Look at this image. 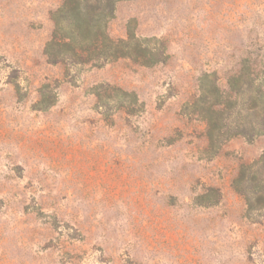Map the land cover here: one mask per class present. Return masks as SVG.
I'll list each match as a JSON object with an SVG mask.
<instances>
[{
    "label": "rangeland",
    "instance_id": "1",
    "mask_svg": "<svg viewBox=\"0 0 264 264\" xmlns=\"http://www.w3.org/2000/svg\"><path fill=\"white\" fill-rule=\"evenodd\" d=\"M64 2L0 0V264H264V0H116L90 61Z\"/></svg>",
    "mask_w": 264,
    "mask_h": 264
},
{
    "label": "trees",
    "instance_id": "2",
    "mask_svg": "<svg viewBox=\"0 0 264 264\" xmlns=\"http://www.w3.org/2000/svg\"><path fill=\"white\" fill-rule=\"evenodd\" d=\"M115 2L116 0H65L56 15L57 29L49 43L47 54L57 58L60 54V49L57 48L66 46L74 57L90 61L91 58L83 59L86 51H99L106 47L109 52H114L117 44L108 34L107 20L113 16ZM61 18L69 21L67 28L70 29L71 36L59 35ZM132 36L135 37L132 34L129 38ZM109 54L113 56L115 53Z\"/></svg>",
    "mask_w": 264,
    "mask_h": 264
}]
</instances>
